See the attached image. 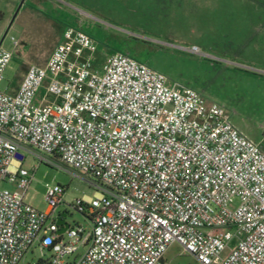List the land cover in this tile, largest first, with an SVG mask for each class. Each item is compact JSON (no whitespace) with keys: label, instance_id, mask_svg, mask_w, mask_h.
Here are the masks:
<instances>
[{"label":"built area","instance_id":"obj_1","mask_svg":"<svg viewBox=\"0 0 264 264\" xmlns=\"http://www.w3.org/2000/svg\"><path fill=\"white\" fill-rule=\"evenodd\" d=\"M96 51L65 28L44 66L0 90V264L34 248L48 254L38 264H167L174 243L198 264H264L261 145L223 106L127 54L94 71ZM12 58L0 43V85ZM30 153L95 188L69 205L86 225L59 233L63 187L46 186L45 211L26 200Z\"/></svg>","mask_w":264,"mask_h":264},{"label":"rangeland","instance_id":"obj_2","mask_svg":"<svg viewBox=\"0 0 264 264\" xmlns=\"http://www.w3.org/2000/svg\"><path fill=\"white\" fill-rule=\"evenodd\" d=\"M68 27L93 39L94 71L101 73L112 54H127L163 74L170 87L193 89L223 106L264 151V0H0V43L13 52L0 90L14 94L31 65L44 66ZM12 38L19 43L15 49ZM34 167L29 195L35 207L46 210L47 185L63 187L58 213H66L71 226L86 225L69 205L93 197L95 188L27 154L24 168ZM47 259L34 248L20 264ZM164 259L198 264L176 243Z\"/></svg>","mask_w":264,"mask_h":264},{"label":"water","instance_id":"obj_3","mask_svg":"<svg viewBox=\"0 0 264 264\" xmlns=\"http://www.w3.org/2000/svg\"><path fill=\"white\" fill-rule=\"evenodd\" d=\"M23 4V1L21 2L20 6ZM64 217H65V214H62L61 217H59V219L57 220V224L59 226H62L60 229H59V233H62L64 232V230L66 229L67 227V223L64 221Z\"/></svg>","mask_w":264,"mask_h":264},{"label":"crops","instance_id":"obj_4","mask_svg":"<svg viewBox=\"0 0 264 264\" xmlns=\"http://www.w3.org/2000/svg\"><path fill=\"white\" fill-rule=\"evenodd\" d=\"M56 47V46H55ZM46 63V62H45ZM17 88L18 87H16L15 89L17 90ZM30 188H31V186H30ZM30 190V189H29ZM29 190H28V193H27V196H26V200L30 203V204H32L33 206H35L34 205V201H33V197H31L30 195H29ZM60 214H63V213H60Z\"/></svg>","mask_w":264,"mask_h":264}]
</instances>
